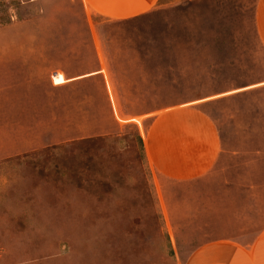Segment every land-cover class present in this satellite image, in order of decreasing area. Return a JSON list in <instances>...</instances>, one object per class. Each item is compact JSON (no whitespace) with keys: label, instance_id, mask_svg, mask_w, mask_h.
I'll list each match as a JSON object with an SVG mask.
<instances>
[{"label":"rangeland","instance_id":"374dc122","mask_svg":"<svg viewBox=\"0 0 264 264\" xmlns=\"http://www.w3.org/2000/svg\"><path fill=\"white\" fill-rule=\"evenodd\" d=\"M256 1L160 0L110 19L86 18L79 0H0V264H186L205 244L253 241L264 229ZM93 49L106 51L102 75ZM175 105L196 106L219 137L212 166L189 180L147 154L154 118Z\"/></svg>","mask_w":264,"mask_h":264},{"label":"crops","instance_id":"0c3cea01","mask_svg":"<svg viewBox=\"0 0 264 264\" xmlns=\"http://www.w3.org/2000/svg\"><path fill=\"white\" fill-rule=\"evenodd\" d=\"M79 1L86 18L100 15L110 19H129L152 9L160 0ZM255 24L264 46V0L256 1ZM92 52L98 65L95 71L102 75L101 58L106 57V51L93 49ZM72 83L63 82L64 85ZM258 85L262 86L264 82ZM103 87L109 104L115 103L118 93L112 90L114 86L103 81ZM195 108L175 105L154 118L147 134V154L160 174L176 180H189L206 172L216 160L220 148L218 134L210 118L193 113ZM186 264H264V229L249 243L226 240L205 244L189 256Z\"/></svg>","mask_w":264,"mask_h":264}]
</instances>
